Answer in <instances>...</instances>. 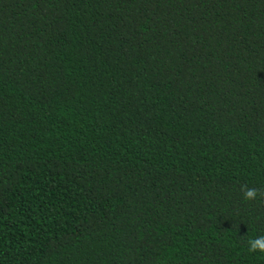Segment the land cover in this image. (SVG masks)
Masks as SVG:
<instances>
[{
	"label": "trees",
	"instance_id": "1",
	"mask_svg": "<svg viewBox=\"0 0 264 264\" xmlns=\"http://www.w3.org/2000/svg\"><path fill=\"white\" fill-rule=\"evenodd\" d=\"M259 236L264 0H0V264H264Z\"/></svg>",
	"mask_w": 264,
	"mask_h": 264
},
{
	"label": "clouds",
	"instance_id": "2",
	"mask_svg": "<svg viewBox=\"0 0 264 264\" xmlns=\"http://www.w3.org/2000/svg\"><path fill=\"white\" fill-rule=\"evenodd\" d=\"M256 196V189L247 188L244 190L245 199H253ZM250 252H264V236H259L248 241Z\"/></svg>",
	"mask_w": 264,
	"mask_h": 264
}]
</instances>
